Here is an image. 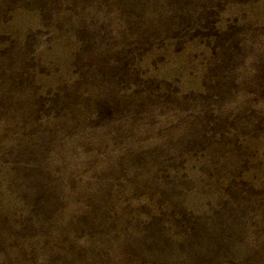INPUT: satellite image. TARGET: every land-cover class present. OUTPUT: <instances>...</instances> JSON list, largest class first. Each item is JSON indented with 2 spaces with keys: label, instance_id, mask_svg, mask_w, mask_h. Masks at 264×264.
Masks as SVG:
<instances>
[{
  "label": "rangeland",
  "instance_id": "rangeland-1",
  "mask_svg": "<svg viewBox=\"0 0 264 264\" xmlns=\"http://www.w3.org/2000/svg\"><path fill=\"white\" fill-rule=\"evenodd\" d=\"M0 264H264V0H0Z\"/></svg>",
  "mask_w": 264,
  "mask_h": 264
}]
</instances>
